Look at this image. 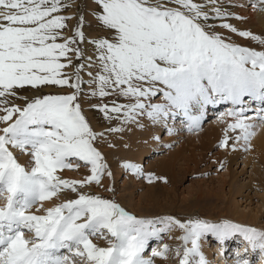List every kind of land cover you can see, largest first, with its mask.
<instances>
[{
  "label": "snow or ice",
  "instance_id": "1",
  "mask_svg": "<svg viewBox=\"0 0 264 264\" xmlns=\"http://www.w3.org/2000/svg\"><path fill=\"white\" fill-rule=\"evenodd\" d=\"M242 7L236 0H0V264H156L170 251L178 264H210L201 243L208 236L221 254L227 241L242 240L235 264H256L250 256L264 264V230L138 217L91 191H113L104 185L113 173L102 147H117L109 136L156 127L173 134L176 124L198 132L221 105L217 118L231 120L220 147L251 149L254 129L264 126V37L230 22L243 19L232 10ZM86 15L94 36L84 30ZM85 105L103 114V131ZM122 167L144 175L137 164ZM81 168L83 179L62 176ZM174 229L180 244L160 243L146 258L150 241L171 239Z\"/></svg>",
  "mask_w": 264,
  "mask_h": 264
},
{
  "label": "rangeland",
  "instance_id": "2",
  "mask_svg": "<svg viewBox=\"0 0 264 264\" xmlns=\"http://www.w3.org/2000/svg\"><path fill=\"white\" fill-rule=\"evenodd\" d=\"M250 1L251 0H236V3L243 4L245 7L234 8L232 10L239 13L243 19H233L230 22L239 29L250 30L253 34L259 35L258 32L254 31L253 25L249 20L250 15L252 16L251 12L253 13V9L247 6L251 4ZM85 12H87V9ZM74 13L75 8L66 14L73 15ZM86 20L90 22V24L85 25L84 30L86 34L90 36L96 35L97 29L94 20L90 15H86ZM75 23V20L71 21V24ZM220 30L221 29H218V31ZM232 39L238 44L247 45L249 47L257 48L258 50L260 49V45L257 42L244 40L236 35H233ZM45 91L47 92L51 90L45 89ZM22 94L31 95V92H24ZM19 102L20 101H17V103ZM84 107L86 115L92 123L94 129L97 131H103L108 126V122L104 119L103 114L94 108H89L88 105H85ZM218 107L219 108L216 109H209V112L212 113L208 114L206 122L203 123L202 128L198 132H189L182 125L176 124L173 134H169L166 129L160 128L159 135L158 133H155L145 137L143 139V143L147 145V150L142 152L143 158H141V162L137 164L142 167L144 173L143 176H134L133 174L128 173L129 171L126 172L122 169L119 171V174H115L112 170V165L107 161L113 176L111 178L105 177L104 185L111 188L113 191L109 192L105 191L104 188L95 187H93L91 191L106 198L115 199L127 210L133 212L138 217L153 218L170 215L181 220L189 218H203L212 222L230 220L241 225L252 226L258 230H264V165L262 164L264 160L258 158L257 155L259 152H264V138H260L259 142H255L256 144H252L251 141V149L249 151H244L250 153L248 162L245 165L242 158H239L237 163L235 162L231 165L234 173L232 180H235L234 189L232 191L233 195H231L232 197L228 199V201H231V204L214 198L215 193L228 192L229 190V186L224 183V181H228V169L226 168L227 163L223 162V160L229 157L230 151H228V148L220 147L222 141L220 139H222V137L213 139V142H209L211 140H200L199 143V139H201V137L197 136L198 138L196 137L195 140L192 141V137L194 135L199 134L202 130L207 128L210 123L213 124L214 121L217 122L219 120L217 118V114L225 111L226 107L222 105ZM221 125H224L225 127L226 121L221 123ZM125 135L123 136V139ZM228 135L234 134L229 132ZM153 136H159L160 139L154 140L151 138ZM163 137L165 138L163 139ZM224 137L225 135L223 138ZM123 139L120 138L119 134L115 137L109 136L108 143H115L117 144V147L109 148L106 144L102 147V151L104 153L106 151L104 150L105 148L111 153V157L108 158L109 160L111 159V162L116 163L118 161L115 151L120 147H124V143H122ZM168 145H171V147H168ZM180 150H186L185 155H189L190 159L186 162L181 159L179 161L177 160L178 164L170 166L169 172H159L158 165L162 164L164 159H167L173 153ZM26 160V156L20 157L21 163H24ZM221 166H223L222 169ZM148 174H153L155 177H164L166 178L167 183H164L162 180H156L154 183L149 184L146 179ZM85 175H87V170L84 168H81L79 171L65 170L62 173L63 178L77 180L83 179ZM240 184H247V186L244 188L241 187L243 188L242 190L240 187L236 190L235 188L240 186ZM150 187L153 188L154 193L157 195V199L159 200L158 204L153 206V208L149 205V202H145L142 199L139 201V198H143L142 195H145L146 190ZM199 190L200 192H198ZM73 195L74 194L71 193L67 194L68 198H72ZM226 198L227 197H225V200ZM121 200L125 203L123 204ZM138 201L139 203L141 202V205L138 203L134 204ZM2 203L3 202L0 201V204ZM171 204L174 209L171 208V210H163L171 207L169 206ZM227 204H230L231 206L229 207ZM139 205L141 206L144 214L138 211L137 208ZM228 207L231 209V212L225 213L224 210L219 211ZM195 209H199V211H193ZM234 211H237L238 213L241 211L245 213H253L257 215V218L254 221H250V223H247L245 220H243V222H239L238 219H242H240L237 214H233ZM181 234L182 233L180 231L177 234L174 233L175 236L171 235V239H169L167 235L162 234V236H164L162 242H157L155 240L150 241V246L145 253L146 258L150 257L151 249L156 247L155 245H157L156 248H158L160 243H167L174 249L178 244H180V241L176 239V237ZM208 237L209 239H212L214 243H217L213 237ZM102 242L103 241H99V243L103 244ZM229 242L233 244L232 247L234 246L237 248V251L242 250V240L237 237L226 242L227 245L224 246L223 254H221L222 250L220 249V246H218L219 249L216 246V251L213 250L214 257L218 251L220 253L217 257L218 260L221 257L223 261L227 262V257H230L228 263L226 264H235V248L232 249V247L229 246L230 249H226ZM249 258L254 259L256 264H261L259 263L260 260L258 257L250 256ZM220 262L217 261L216 263L220 264ZM156 263L178 264V260L175 257L174 251H170L168 253L167 261L157 258Z\"/></svg>",
  "mask_w": 264,
  "mask_h": 264
},
{
  "label": "bare ground",
  "instance_id": "3",
  "mask_svg": "<svg viewBox=\"0 0 264 264\" xmlns=\"http://www.w3.org/2000/svg\"><path fill=\"white\" fill-rule=\"evenodd\" d=\"M250 2H251V4H255L256 7H249L251 9H253V13L251 12L252 16L249 14L250 15L249 20H250L251 24L253 25L254 31L258 32V34L260 36L264 37V1L251 0ZM216 108H219V107H215V109ZM225 110H226V108H225ZM210 113H212V112H208V114H210ZM230 120H231L230 117H225L226 123L228 121H230ZM221 123H224V122H221L220 120H218L217 122L214 121L213 124L210 123V125L207 128L202 130L199 134L194 135L192 137V141L195 140V138L197 136L201 137V139H199V143H200V140L201 141L211 140L209 142H213V139H216V138H219V137H222V139H220V140H223L224 139L223 136L225 135L226 126L224 127V125H221ZM159 131H160V128L156 127V128H150L147 131L137 129L134 132L126 133L122 143L127 144L129 146L128 147H120V148H118L115 151V153L117 154V158H118V161L117 162L115 161L116 163L111 162V159L110 160L108 159L109 157H111V153L108 151V149L105 148L104 150H106V151H105L104 154L106 155V158H107V161L109 162V164L112 165L113 172L115 174H119V171L121 169L127 172V170H125L122 167V164L124 162H131V163H134V164H138L139 162H141V160H142L141 158H143L142 157V152L144 150H147V145L143 143V139L145 137H147L148 135H151V134H155V133L157 134L158 133V135H159ZM254 131H255L256 134L251 139L252 144H256L255 142H259L260 138H264V126H260V127L256 128V129H254ZM164 138L165 137H163V139ZM202 146H205V145H202ZM228 151H230L229 157H227L225 160H223V162L227 163L226 164V168L228 169V181H224V183H226V185L229 186L228 187L229 190H228V192L215 193V195H214V198H216V200H221L222 202H226V203H230L231 202V201H228V199H230L232 197L231 195H233L232 191H233L234 185H235L234 184L235 180H232L233 179L232 177H233L234 173H233V169H232L231 165L234 164L235 162L237 163L239 158H242L243 163L245 165L248 162V159H249L248 157H249V154H250V153L244 152L243 150L232 151L229 148H228ZM185 152H186V150H180V151H177V152L173 153L167 159H164L163 163L158 165L159 172H169L170 171V166H174V165L178 164L177 162L180 159L185 161V162L188 161L190 158H189V155H185ZM257 155H258V158H260L261 160H264V152H262V153L259 152ZM262 164L264 165V162ZM128 173L132 174L130 171ZM258 180H261V179H258ZM245 186H247V184L246 185L245 184H240V186H238L235 189L238 190L239 187L240 188L241 187L244 188ZM243 188H241V190ZM198 192H200V190ZM142 196H143V198L142 197L139 198V201H140V199H142L145 202L146 201L149 202V205L152 208H153V206L157 205L158 202H159V200L157 199V195L154 193V190H153L152 187L148 188L146 190V192H145V195H142ZM225 197H227L226 200H225ZM223 200H225V201H223ZM139 201L135 202L134 204L138 203V204L141 205V202L139 203ZM121 202H123V204L125 203L122 200H121ZM230 204H227V206L230 207L231 206ZM140 205H139V207L137 209H138L139 212L144 214V212L142 211ZM232 205H233V203H232ZM169 206H171V207H169ZM169 206H168L169 208L163 209V210H168V209L171 210V208L174 209L172 204L169 205ZM229 207L228 208H224V209L219 210V211H223L224 210L225 213L231 212V209H229ZM199 209H195L193 211H199ZM233 214H237L239 216V218L242 219V220L238 219L239 222H243V220H245L247 223H250V221H252V220L254 221L257 218L256 214L245 213L243 211H241L239 213L237 211H234ZM178 232H179L178 229H174L172 231L171 235H174V233L177 234ZM232 245L233 244H231V242H229L228 243V247L226 249H230L229 246L232 247ZM155 246L157 247V245H155ZM216 246L217 247L220 246V249L222 250L221 245L218 242L214 243L212 241V239H209V237H207L205 240L202 241V250H203L206 258L209 260L210 264H217L216 263L217 261L218 262L221 261L220 264L228 263L230 257H227V262L223 261V259L221 257L219 258V260L217 259V257L220 255V253L218 251L216 252V256L214 257V251H216L215 250ZM234 248L235 247L233 246L232 249H234ZM218 249H219V247H218ZM235 251H237V248H235ZM223 252H224V250H223ZM259 263H261V262H259Z\"/></svg>",
  "mask_w": 264,
  "mask_h": 264
}]
</instances>
